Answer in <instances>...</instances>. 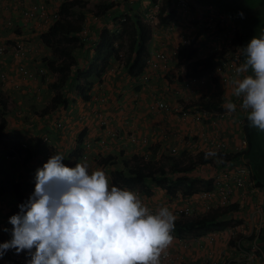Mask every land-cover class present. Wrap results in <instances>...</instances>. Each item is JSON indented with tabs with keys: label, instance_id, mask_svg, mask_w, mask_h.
Returning a JSON list of instances; mask_svg holds the SVG:
<instances>
[{
	"label": "crops",
	"instance_id": "1",
	"mask_svg": "<svg viewBox=\"0 0 264 264\" xmlns=\"http://www.w3.org/2000/svg\"><path fill=\"white\" fill-rule=\"evenodd\" d=\"M32 1L33 0H18L17 4L13 2H3L0 6V43H2L1 40L4 33H10V30H12V27L7 28L4 25V20L12 17L15 24L14 28H17V30L16 34L12 33L8 37V43L6 44L12 45L13 41L19 36L26 39V42L30 39V45L28 43L31 55L29 66L33 65L32 61L34 59L32 60V58L40 51L38 50V45L42 46L43 44L41 39V44L39 43L37 36L44 31V29L37 24V21L31 22L28 26H23L22 24L20 15L21 7L23 4L28 5ZM135 1L136 0H131V3H134ZM158 1L161 2L162 0ZM61 3L62 1L60 0H49V5L52 11L58 10ZM102 3L110 2L103 0ZM153 4V0H143V3L141 0V5L137 10L141 9L142 11L140 14L143 15V13ZM192 5L195 9H198L199 7H204L208 4L199 3V0H192ZM217 6H220L224 11V8L221 5ZM124 9L125 7L122 4L116 6L112 5L102 15H95V19H92L91 21L89 11L84 12L85 20L84 24L80 25V35L84 37L83 39H86L85 36L87 35L90 41H86L84 45L75 51L78 64L69 72L67 79L63 82V85L68 88V90L65 91L67 95V103L61 106L57 111L39 114L38 111L36 112L33 109L40 106L38 104L41 99L46 103L44 97L40 96L41 83L39 85L38 81L23 80L20 89L15 88L12 82L3 83L0 81V91L7 102V108L5 109V117L7 121L5 133H14L17 135L16 142L20 140L21 143L24 142L27 144V147L22 150H25L27 157L30 159L27 163L29 170H26L24 167L21 168L17 166V160L12 161L17 158V156L19 157V152L14 151V155L8 156L5 153V150L0 146V152H4L7 157L5 160L6 164L5 166H2V168L5 170V173L9 178H12L14 181L20 179L27 200L30 196V193H28L29 188L32 190V186L29 184H35L36 170L43 167V163L49 160L46 158V153L50 150L49 145L53 146L55 150V154L53 155L63 154L65 158L63 162L70 157V163L72 157L80 158V154L79 156L75 155H78L76 153L78 138L83 131L85 132L84 141H89L88 139H93L95 141L93 147L89 149V164L91 165L89 166L90 174L96 170H103L109 180V184L112 183L113 185L115 182L112 179L111 173L119 169L126 170V162L133 163V156L138 155L139 157L140 154H144V150L140 149V139H138L137 142L131 140V136H135L136 131L139 136L144 135L143 138L145 136L148 138L146 134L151 130L153 131L152 134H157L159 141L152 147L153 154L151 155V157L155 158L158 157L161 149L163 153L164 146H172L174 144H177V146H173V148H178L179 152L182 153L185 150H187L188 153L203 150V147H205V141L203 138L204 129H206V136L214 135L216 131L220 133L230 146V152H235L236 148L241 145L245 135L244 126H242L241 121H245V124L248 122V113L241 108V105H237L236 111L231 118L221 121L216 127H208L207 124L199 125L196 121L194 122L191 117L183 120L174 113L165 115L162 111H154L148 106V102L152 95L155 97V94L164 91V87H166L165 90H167V92L165 91L164 99H167L165 101L168 102H174L179 98L185 99L203 93L202 96L206 94V97L217 96L219 99L223 100L222 105H225L230 101L233 102V99L237 98L234 95V79H242L244 76L248 74L251 75L252 73L251 70H249L251 73L247 72L240 74L239 76L232 78L233 80L231 81L225 79V75L218 73L212 77L213 80L209 81L213 86L206 83L203 86L196 88V90H184L182 85H184L185 88H188L186 84L191 81L187 79L184 83L177 82L179 72H182L183 74V71L187 67H185V63H179L177 60V47L182 44L184 40H190L194 35V30L191 28V23L189 22L192 17L190 14H180V22L171 32L166 31L165 28L167 26L165 25L160 26L158 29L152 28L153 31H151V37L147 45L150 52L149 56H152L157 52H164L170 57V61L166 65L161 64L159 68L152 70L150 74L151 82L148 86L138 84L137 78L132 77L125 66L119 68L118 66H120V64L118 61L120 60L113 56L110 59L109 66L101 77L93 75L88 80H85L84 77L80 75L81 71L87 70L94 61L95 46L99 42V34L101 30L108 27L112 31H120L121 27H119L117 21L124 13ZM136 12V10L125 11V13L128 14ZM202 12L199 13L198 11H195L198 16L207 14ZM193 21L198 22V19L195 18ZM238 24L237 27L243 37L242 42L244 47V42L252 32V29H250L251 24L247 21L244 22L241 20L238 21ZM82 31H87V33L84 35ZM208 37L205 34L201 36L199 53L196 57L197 59L204 57L208 49L210 50L213 48V44H215V46L218 45L213 39ZM15 64L16 61L12 59L9 53L0 60V69L13 71L16 67ZM168 80L171 82L169 86L167 85ZM201 87H203V89H201ZM158 90H160V92H158ZM48 93H50L49 97L52 98L54 91L49 89ZM136 94L138 96H136ZM25 98H27V100ZM50 99H47L49 101L43 108H45L50 102ZM29 101L34 103L30 104ZM24 102L25 104H23ZM193 102H195V104L197 103L194 98ZM9 104H13V107H10ZM0 108L2 109L1 106ZM96 111L103 112L106 120H108L106 125L101 124L97 119L95 116ZM26 117H28L27 120ZM60 124L61 126H59ZM47 126L51 129V137L45 133ZM111 127H115L122 133L121 138L119 137L115 141L114 139L109 138L111 134L108 135V133L112 130ZM161 133H163V137L161 136ZM191 135L195 138L193 141H189L188 139ZM45 136L50 138L49 142L44 141L43 138ZM107 140L109 142L108 146L103 145L102 142ZM110 142L114 147H112V145L109 147ZM257 146L264 149V132L256 129L254 146L249 154L250 160H252L253 157H257ZM182 147H184V149H181ZM189 148H191V150ZM112 149H116L118 153H114ZM245 157L246 156L241 154L233 164L243 161ZM216 159L215 164L218 165L219 163L216 162ZM100 161H102V163ZM117 161H121L119 166L115 165ZM14 162H16L15 165L13 164ZM73 164L71 163V166L69 167H75L76 163ZM83 164L88 163L85 161ZM12 165L14 167H12ZM22 165L23 163H21V166ZM225 167L220 166L215 167L214 169H216L219 174V172ZM200 171L205 175V166H197L196 169L190 172V174L200 176ZM253 176L264 182V176L260 172L259 175H257L253 170ZM153 190L157 191V189L154 188ZM165 192L166 191L162 189L158 191V193H155L154 196H151L152 204L157 205L155 207H160V205H162L163 201L161 196L165 195ZM263 193L264 186L260 187L259 195H263ZM239 194L240 192H237V195L234 198V203L239 205L237 211L215 216L216 213L218 215L221 212V207H219L216 202H213L210 205L207 203H204V205L200 204V213L197 212L200 214L199 216L204 218L207 216L219 217L217 219L218 221H241L240 224L243 223L244 227L241 230L238 229V237L245 236L243 238V244L246 246V244H249L252 241V239H250V234L253 222L250 219L252 209L250 204L253 199L248 203H240V199L238 198ZM8 197L9 195L0 196V233L7 239V241L12 238L11 230L13 227L9 223V218L11 217L9 213L14 210L16 206V201H13L14 203L11 204L8 201ZM191 200L193 201V199H190L189 201ZM197 206L199 207V203ZM236 225L237 224L233 226L236 228ZM4 229H8V231H5ZM227 231L228 229H220L202 235L186 234L184 237L178 236L179 238H177V240L173 238L171 245L166 249V253H170L171 258L167 261L161 259V264H227V262L234 264H248L247 262H244L246 260L239 261L238 256L241 255V251L237 247V237L231 238V236L227 234ZM214 232H220V234L213 241H209V234H213ZM175 236H177V234H175ZM181 241H183V243ZM257 243L259 242L257 241ZM259 245L264 252V233L262 243H259ZM0 264H7V260L4 258L0 259Z\"/></svg>",
	"mask_w": 264,
	"mask_h": 264
},
{
	"label": "clouds",
	"instance_id": "2",
	"mask_svg": "<svg viewBox=\"0 0 264 264\" xmlns=\"http://www.w3.org/2000/svg\"><path fill=\"white\" fill-rule=\"evenodd\" d=\"M59 10L60 6L55 11L59 13ZM59 18L60 13L54 22ZM179 22L180 15L176 26ZM53 23L41 27L46 31ZM119 27L122 29L121 23ZM243 49L246 59L236 69L237 76L249 70L253 74L234 79V95L242 97L241 108L248 113L249 127L264 132V34L254 36ZM223 107L231 113L236 111L237 105L230 101ZM97 119L107 124V120L104 124ZM113 134L116 136L115 132ZM43 139L50 141L46 136ZM19 143L20 140L8 149H14ZM81 149L79 159L85 152L84 143ZM173 149V155L179 156V149L176 148V152ZM53 154L51 150L47 152L49 160L36 170L34 191L29 188L30 197L19 205V213L9 218L12 238L7 241L0 233V238L6 241L0 244V259L9 250H15L16 254L27 252V264H161L162 255L168 253L166 249L173 240L175 221L189 215L176 217L167 207L146 206L140 199L144 192L139 188L124 183L114 186L109 184L103 170L90 174L86 164L69 167L63 163V154ZM216 155L209 151L205 159ZM15 182L21 181L16 179ZM210 236L211 233L209 241Z\"/></svg>",
	"mask_w": 264,
	"mask_h": 264
},
{
	"label": "trees",
	"instance_id": "3",
	"mask_svg": "<svg viewBox=\"0 0 264 264\" xmlns=\"http://www.w3.org/2000/svg\"><path fill=\"white\" fill-rule=\"evenodd\" d=\"M154 3L158 0H153ZM161 6L159 9V24L161 26L168 25L172 22L175 17V7L174 0H162L160 2ZM210 5V4H208ZM214 5V4H212ZM112 5L110 3H102L96 16L102 15L108 8ZM90 9L83 0H63L60 5V18L53 23V25L42 32L40 37L43 44L53 50V57L45 58L44 62L50 68V71L55 73L56 79L52 82V88L54 94L50 99V102L45 106L44 111L49 113L51 111H57L61 106L67 103L66 92L63 91V82L67 79L69 72L78 64L75 51L80 48L90 39L85 36L83 39L80 35V25L75 26L71 21H67L64 16H73L79 19V21L85 20L84 12ZM232 13V12H229ZM236 16V24L240 20V16L232 13ZM199 22V21H198ZM207 22V20L205 21ZM197 23V22H193ZM122 29L119 33L112 31L108 27L101 30L99 34V42L95 46V58L87 70H82L80 75L88 80L93 75L101 77L105 72L106 68L110 64L111 57H115L124 63L125 68L128 73L137 78V83L148 84L151 82V78L143 82L140 77L145 72L147 66V58L150 54L148 50V42L151 37L152 28L145 22L143 15L140 13L127 14L125 20L121 21ZM83 29V26H82ZM208 34L207 30H195L193 37L188 43H182L178 47L177 60L179 63H187V67L182 72H179L177 82L184 83L185 80L190 79H202L209 75L217 65H222L224 55L227 51L226 48L222 50H212L206 53L204 57L196 58L199 53V42L202 35ZM260 34V32H259ZM26 41V39H24ZM243 37L239 32V28L236 31V37L233 41L234 45L240 44L243 48ZM122 50L125 52L122 54ZM245 55L243 49L242 60L245 62ZM154 69L148 71L149 77L150 73ZM250 72V71H249ZM251 73V72H250ZM252 75V73H251ZM237 76V74H236ZM213 80V79H211ZM209 81V80H208ZM142 83V84H141ZM82 89V87H81ZM86 96V94H85ZM188 100L189 103L187 108L190 109L195 102L193 99H178L176 101ZM174 101V102H176ZM199 106L203 108L210 109L212 111H223L225 108L222 103L223 100L219 99L217 96L203 95L196 101ZM235 102V99H233ZM196 103V104H197ZM0 106L2 109L7 108V102L5 97L0 91ZM4 111V110H3ZM6 111L0 116V146L5 150L8 156L14 155L11 149H8L16 142L17 135L14 133H5V128L7 125ZM249 121L244 126V133L248 140V145L244 151H220L217 153L216 157H209L205 159L206 151L201 150L200 152L193 154L183 152L180 156H175L173 153L164 157L163 164L166 166L162 170L156 169V162L153 160L145 161L144 156H133V163L126 162V170H115L112 172L113 181L115 183H124L132 188H141L147 193H151L147 186L148 180H153L161 189L165 190L171 197H176L182 195L183 197H194L200 193L210 192L215 186L214 178H202L190 174L197 166H212L215 167H225L233 163L238 159L241 154L246 156L244 160H247L250 164L252 160L249 159V154L254 146V137L256 136V129L249 127ZM85 132L83 131L78 138V146L76 153L79 156L81 152V144L84 141ZM106 145L108 146L107 141ZM258 145V144H257ZM257 157L264 156V149L258 147ZM4 153V152H3ZM3 153L0 154V196L10 195L16 201L15 209L10 211L9 215L13 216L19 213V205L27 201V196L24 193V188L21 182H15L12 178L5 173L2 168L3 165ZM156 153V152H155ZM261 153V155H260ZM153 153L150 154V156ZM82 157V156H81ZM155 158V157H152ZM186 158V160H185ZM220 161L219 165L215 164V159ZM82 159V158H81ZM28 162L29 158H25ZM83 160V159H82ZM107 160V159H104ZM102 163V161H101ZM264 170V165L260 166ZM171 172L173 174H170ZM206 170V169H205ZM167 174V175H166ZM176 174V175H174ZM171 175V176H169ZM258 186L263 187L264 182L261 179H257ZM239 209L238 204H231L228 206L221 207V212L215 216H220L229 212H234ZM200 215V214H199ZM207 216L206 218L202 216H197L194 218L180 219L175 221L174 233L178 236L193 234L202 235L207 232L217 231L220 229H227L232 225L240 224L241 221H226L217 220L219 217ZM184 218V217H183ZM264 229L261 231V238L259 237V243H262ZM252 236H255L252 234ZM253 237H250L252 239Z\"/></svg>",
	"mask_w": 264,
	"mask_h": 264
},
{
	"label": "built area",
	"instance_id": "4",
	"mask_svg": "<svg viewBox=\"0 0 264 264\" xmlns=\"http://www.w3.org/2000/svg\"><path fill=\"white\" fill-rule=\"evenodd\" d=\"M3 2H13L17 4L18 0H0V6ZM160 2L154 3L150 8L144 12L143 17L144 20L152 27L158 26L159 24V9ZM175 13L177 14L172 22L167 26L168 31H172L175 29V26L178 22V16L182 13L190 14L192 17L189 22L191 23V28L195 30H207V37L211 38L215 41L216 45L213 44L212 50H222L226 48L227 51L222 59L223 64L217 65L214 70L207 76L202 79H191V82H205L207 79H212L213 76L220 73L221 75H225V79L233 80L232 78L236 77V69L243 64L242 56H243V48L242 45L236 44L234 45L233 41L236 37V31L238 30L236 24V16L232 13H226L220 6L217 5H206L204 7H199L195 9L192 5V0H174ZM204 10V11H203ZM195 11L199 13H207L202 16H198ZM21 21L23 26H28L31 22L37 21V24L40 26L48 27L50 26L58 17L59 13L57 11H52L50 5L45 2V0H38L32 2L28 5L23 4L20 10ZM197 18L199 22L193 23L194 19ZM207 20V22H205ZM4 25L9 28L14 26V20L12 17L6 18L4 20ZM87 33V31H85ZM187 39V38H185ZM184 40V39H183ZM190 40H184L183 43H188ZM27 42L24 38L20 36L13 41L12 45L9 44H0V60L10 53L12 59L16 61V67L13 71H7L0 69V80L4 83L12 82L15 88L19 89L22 85L23 80H36V76L31 72L28 68L27 61L30 48L26 44ZM179 47V45H178ZM177 47V49H178ZM210 49V50H211ZM209 50V51H210ZM211 50V51H212ZM170 57L164 52H157L156 54L149 56L147 58V66L145 72L140 77V80L146 82L149 80V74L147 73V69H157L161 64L166 65L170 60ZM148 70V71H149ZM249 75V74H248ZM18 78L20 82H14V79ZM189 101L184 100L176 101V102H168L165 100H156L155 104L152 105L154 111H162L165 115L176 114L183 120L191 117L193 121L197 122L199 125L207 124L208 127H216L223 120L229 119L233 116L235 112H228L226 109L223 111H212L207 108H203L199 106V104H192L193 106L188 109ZM236 105L242 104V97H237L234 102ZM97 117L100 118L101 122L106 123V119L102 113V111L97 112ZM242 126H245V121H241ZM115 136V134H113ZM203 138L205 141V147H203V151L209 152L213 151L216 154L220 151H229L230 146L223 139L220 133L216 131L214 135L206 136V129L203 131ZM131 140L135 142V136H131ZM143 143L148 142V138L144 137L142 140ZM248 145V140L246 135H244L242 143L240 146L236 148V151H244ZM23 146L26 147V144L23 143ZM91 141H86L84 143L85 152L82 155V159L86 160L88 157V151L91 148ZM14 151V149L12 148ZM174 152L177 151L176 148L173 149ZM201 151V150H200ZM198 151V152H200ZM197 151L195 152L198 153ZM216 157V156H215ZM148 157L145 155V159ZM215 186L210 192L200 193L196 195L195 199L198 203L203 204H211L216 202L219 207L228 206L234 203V198L237 195V192H240L241 195H238L240 199V203L245 202L246 197L250 195H254L252 193L259 190L258 185L255 183L252 177V169L251 164L247 160H243L236 164H229L227 167L222 169L219 174L214 177ZM116 186V185H114ZM121 189H128L127 187H120ZM34 190H32L33 192ZM132 191V190H131ZM140 193V192H137ZM259 202V201H258ZM157 211H152L155 214ZM194 212V209L191 206L186 208H179L174 212L176 217L188 216ZM252 224V231L250 237L252 238L251 243L243 244V238H237V247L241 251V255L239 257V261L246 260L248 264H264V252L260 247L259 237L261 235V231L264 229V203L259 202L251 209L250 216ZM244 227V224H237L236 228L232 225L228 228L227 234L231 237H235L236 233H238V229L241 230ZM220 232H214L210 236V241L216 239L219 236ZM254 234L255 236H252ZM0 238V244L4 243ZM253 242V243H252ZM27 252H22L20 254H16L15 250H9L5 255L4 259L7 260V264H27ZM2 258V259H3ZM162 258L164 260H169L171 255L169 253L163 254ZM227 264H232L231 262H227Z\"/></svg>",
	"mask_w": 264,
	"mask_h": 264
},
{
	"label": "rangeland",
	"instance_id": "5",
	"mask_svg": "<svg viewBox=\"0 0 264 264\" xmlns=\"http://www.w3.org/2000/svg\"><path fill=\"white\" fill-rule=\"evenodd\" d=\"M60 1H62V0H60ZM83 1H85L86 2V5L90 8V10H89V14L91 15L90 21L92 19H95L94 16L96 15L97 11L99 10V8H100L103 0H83ZM106 1H109L110 4L113 5V6H116L118 4H122L127 11L128 10H136L138 13H141V11H142L141 9L137 10L138 7L141 5V0H136L134 3H131V0H106ZM32 2H35V0H33ZM45 2H47L49 4V0H45ZM142 3H143V0H142ZM199 3H207V4H214V5H221L224 8V11L235 13V14H237V15L240 16V20L241 21H244V22L247 21L248 23H250L251 24L250 25V27H251L250 29H252V32H251L250 36L248 37V39H246V41L244 42V47L248 44V42L254 36L259 37L260 35L264 34V0H199ZM125 9L123 11L124 13L122 14L121 18L117 21L118 24H120L121 23V19L128 14V13H125V11H126ZM241 13H243V16L240 15ZM64 17L66 18L67 21H71L72 23H74L75 26H78L79 24H84V21L81 22L76 17L70 16V15L69 16L66 15ZM86 23H88V22H86ZM160 26L161 25L156 26V29H158ZM14 27H15V24L11 28L12 30H10V33H6V32L4 33V35L2 37V40H1L2 43H0V44H6V43H8L7 42L8 37L12 33H15L16 34L17 28H14ZM165 29H166L167 32H169L167 28H165ZM259 32H260V34H259ZM37 38H38L39 43L41 44V42H40L41 41L40 40L41 39L40 35H38ZM28 43L30 45V39L28 40V42L26 44L28 45ZM38 46H39V49L38 50H40V51H39V53L37 52L36 56L32 58V60L34 59L32 61L33 65L29 66V60H31V55L30 54L28 55V56H30V59L27 61V65L29 66L28 67L29 70L31 72H33V74L38 79V80L36 79L35 81H38L39 85L41 83V86H40L41 87V89H40V96H43L44 99H45V102L47 103L49 101L47 99L48 98L49 99L51 98V97H49L50 96V93H48V90L51 89L53 91L52 82L55 80L56 75H55V73H53V72L50 71V68L47 66V63L44 62V59L45 58H51V57H53L54 53H53V50L51 48H49V47H47V46H45L43 44H42V46L41 45H38ZM122 51L125 52V50H122ZM206 53H209V49H208V51ZM118 63L120 64V66H118L119 68H121V66L123 67V65H122V63H120V61H118ZM184 65L186 67L187 66V63H185ZM148 70L149 69H147V73H148ZM149 79H150V77H149ZM167 79H171V78H167ZM141 80H143V79H141ZM208 80L210 81V79H208ZM208 80L206 79L205 82H201V81H198V82H190V83L186 84L189 89L188 88H185L184 85H182L183 86L182 88L184 90H193V89L196 90V88H198L200 86H203L206 83H208L209 85H211ZM14 82L17 83V82H20V80L18 78H15L14 79ZM148 84H142V85L143 86H148ZM170 84H171V82H170V80H168L167 81V85L169 86ZM211 86H213V85H211ZM21 87H22V85L20 86V88ZM74 88L76 89L75 86H74ZM62 89H63V91L68 90V88H66L64 85H63V88ZM165 89H166V87H164V91H161V92H160V90H158V92H160V93L159 94L158 93L155 94L156 95L155 97H153V95H152L151 99L148 102L149 103V105H148L149 108H152V105L155 104L156 100H167V99H164L165 91L167 92V90H165ZM201 89H203V87H201ZM202 94L203 93H200V94H197V96H192V97H187V98L188 99H193L194 98L196 101H198L199 98L202 96ZM193 95H194V93H193ZM204 95H206V94H204ZM136 96H138V95L136 94ZM25 99L27 100V98H25ZM179 99H184V98H179ZM21 101H22V99H21ZM25 102L23 104H25ZM29 103L30 104H33L34 102L29 101ZM46 103H44L43 99H41L40 102H39V104H38L40 106L35 107L33 109L36 112L38 111L39 114H44L45 113V111H44L45 108H43V107H44V105ZM9 106L10 107H13V104H9ZM2 115H3V111L0 108V116H2ZM27 118L28 117H26V120H27ZM107 123H108V120H107ZM111 128H112V130H110L109 133H108V135L111 134L109 138L114 139V141L117 138H119V137L121 138V134L122 133L119 130H117L115 127H111ZM113 132L116 133V136L113 135ZM152 132H153L152 130L150 132H147L146 135L148 136V142L145 144V143L142 142L144 135L139 136L138 133H137V131H136V133H135V138H136L135 142H137V140L140 139V142H141L140 143V149H143L144 150V154L148 155V160L147 161H149V160L155 161L156 162V166H155L156 169L162 170V169H164L163 166L164 167L166 166L165 164H163L164 157H168V155H170V153L172 152L173 146H177V144H174L172 146H164L163 153H162V149H161L160 150V153L159 154L157 153L158 154V157L157 158H152L150 156V154L152 153V147L155 146L156 143L159 141L157 134H152ZM45 133H46V135H48L50 137L52 136L51 129H50L49 126L46 127ZM142 133H144V132H142ZM161 136L163 137V133H161ZM48 139H50V138L48 137ZM188 139H189V141H193L195 138H194V136L191 135L190 137H188ZM90 140H91V144H92L91 147H93L95 141L93 139H90ZM107 143L109 144L108 140H107ZM46 144H48V143H46ZM111 145L112 144L110 142L109 147ZM112 147H114V145H112ZM22 149H25V148L22 147L21 143L15 145L14 151L15 152H17V151L19 152V157L17 156V158H15L12 161H16L17 160L16 161L17 162V166H19L21 168L24 167L26 170H29V166H28L27 163L29 162L30 159L28 160V162L25 160V158H27V155L25 153V150H22ZM49 149L51 151H53L54 154H55V150H54L53 146H50L49 145ZM181 149H184V147H182ZM189 149L191 150V148H189ZM50 150H48V151H50ZM185 151H187V150H185ZM113 152L114 153H118V151L116 149H114ZM195 152H193V154H195ZM1 153H3V152H0V154ZM144 154H140V156H142ZM181 154H182V152H179V156ZM46 156H47V153H46ZM46 158L48 159V157H46ZM6 159H7V157L3 153V160H4V162H3V165L2 166H5V164H6V161L5 160ZM69 160H70V157H69V159H66V161L63 162V163L66 164L67 166H71V163L72 164L73 163H82L83 164V162L86 161L88 163V164H86V166H87L88 169H90L89 166H91V165L89 164V160H90L89 154H88V157H87L86 160H82V159L74 158V157H72L70 163H69ZM185 160H186V158H185ZM16 162H14L13 164L15 165ZM216 162L220 164V161L217 160V159H216ZM21 163H23L22 166H21ZM45 163H43V165ZM119 164H121V161H117V163L115 165L116 166H119ZM261 165H264V156L263 157H253L252 158V162H251L252 172L254 170L255 174L259 175V172H260L264 176V170H262V168L260 167ZM111 166H113V165H111ZM12 167H14V166L12 165ZM205 169H206L205 175L203 174V172L200 171V174L199 175L202 176V178H210V179H212V178H214V177H216L218 175V171H216V169H214L212 166H205ZM164 170H166V169H164ZM169 173L170 174H173V172H171V168H170V172ZM174 175H176V174H174ZM111 176H112V173H111ZM169 176H171V175H169ZM252 177H253V180L255 181V183L258 185L257 179L254 176H252ZM29 185L32 186L33 189H35V184L34 185L29 184ZM147 186H148L149 191L151 193L149 194L145 190H142L141 188H139V191L140 192L143 191L144 193L141 192V197L138 195L140 197V199L142 200V203L144 201V203H145L146 206H150V207H154V208H158V209H161L163 207H167L173 214L179 208H186L188 206H191V207L194 208V212L191 215H189L188 217H185V219L192 218V217H196V215H199V213H200V206L199 207L197 206L198 202L195 200V199H197L196 196L194 197L195 199L194 198H191V197H183L182 195L176 196V197H171V196H169V194L167 192H165V195H162L161 196L162 197V201H163L162 205H160V207H155L157 205L152 204L151 196H154L155 193H158V191H160L162 189L157 184H155V182L153 180H148L147 181ZM153 188L154 189H157V191L155 190L156 191L155 192L153 190ZM259 193H260V187H259V190L257 189L256 192L252 193V194H254L253 196L250 195V196H248V197H246L244 199V200H246L245 203H248L252 199H253L252 200V203L250 204L251 207H254L259 202H263L264 203V201H263L264 200V193H263V195H261V194L259 195ZM239 195H241V193ZM259 198H262L263 200L262 199H259ZM190 199H193V201L192 200L189 201ZM8 201L11 204H13L14 203L13 201H15V199L12 196L9 195ZM150 201H151V205H150ZM238 235L239 234L236 233V236L235 237L239 238ZM172 236H173V238H175V240H177V238H179L178 235L175 236V233L174 232H172ZM1 237L4 238L2 235H1ZM235 237H231V238H235ZM181 242L183 243V241H181ZM168 251H170V250H168Z\"/></svg>",
	"mask_w": 264,
	"mask_h": 264
}]
</instances>
